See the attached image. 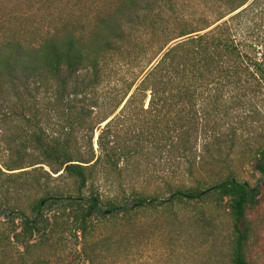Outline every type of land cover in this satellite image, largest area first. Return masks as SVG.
Wrapping results in <instances>:
<instances>
[{
    "label": "trees",
    "instance_id": "trees-1",
    "mask_svg": "<svg viewBox=\"0 0 264 264\" xmlns=\"http://www.w3.org/2000/svg\"><path fill=\"white\" fill-rule=\"evenodd\" d=\"M200 4L0 0V264H183L222 210L251 264L264 0Z\"/></svg>",
    "mask_w": 264,
    "mask_h": 264
},
{
    "label": "rangeland",
    "instance_id": "rangeland-1",
    "mask_svg": "<svg viewBox=\"0 0 264 264\" xmlns=\"http://www.w3.org/2000/svg\"><path fill=\"white\" fill-rule=\"evenodd\" d=\"M180 7L184 8V13L189 17H198L202 13L200 0H179ZM188 17V18H189ZM190 19V18H189ZM119 70H140V67H122ZM97 133V132H96ZM96 138V137H95ZM96 142V141H95ZM240 178L247 180L251 186L260 184L264 187V174L257 171L254 165H245L239 169ZM50 214L49 210L45 214ZM225 220L220 228V235L205 234L200 248L192 255L187 252L183 264H226L229 262L230 238L232 237V224L225 211L217 212ZM249 217L252 225V235L248 246V254L251 264H264V203L250 211ZM19 221V219H17ZM7 228V219L0 217V230ZM17 250V249H15ZM47 264H58L59 257L50 253ZM221 260V262H220ZM152 264H157L156 259Z\"/></svg>",
    "mask_w": 264,
    "mask_h": 264
},
{
    "label": "water",
    "instance_id": "water-1",
    "mask_svg": "<svg viewBox=\"0 0 264 264\" xmlns=\"http://www.w3.org/2000/svg\"><path fill=\"white\" fill-rule=\"evenodd\" d=\"M185 36H182V37H179V38H176L174 39L169 45H171L172 43L178 41V40H181L183 39ZM107 123V121H105L104 123H102V127ZM98 135H99V131H97L96 133V138H95V141H96V147L98 146L97 144V139H98ZM131 206H135V204H132ZM5 212H8V210L6 209ZM9 214V213H8Z\"/></svg>",
    "mask_w": 264,
    "mask_h": 264
}]
</instances>
